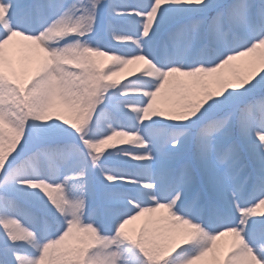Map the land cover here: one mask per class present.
Segmentation results:
<instances>
[{
	"label": "snow or ice",
	"instance_id": "obj_1",
	"mask_svg": "<svg viewBox=\"0 0 264 264\" xmlns=\"http://www.w3.org/2000/svg\"><path fill=\"white\" fill-rule=\"evenodd\" d=\"M0 264H264V0H0Z\"/></svg>",
	"mask_w": 264,
	"mask_h": 264
},
{
	"label": "rangeland",
	"instance_id": "obj_2",
	"mask_svg": "<svg viewBox=\"0 0 264 264\" xmlns=\"http://www.w3.org/2000/svg\"><path fill=\"white\" fill-rule=\"evenodd\" d=\"M234 64H235V65H238L239 67H237V68L234 69L232 65H230V66H226L224 69H222V72H223L224 74H227V73H229V72H231V71H233V70H237V71H242V70H243V62H242V61L234 62ZM122 75H123V74H122ZM139 223H140V222H137V226H139Z\"/></svg>",
	"mask_w": 264,
	"mask_h": 264
}]
</instances>
